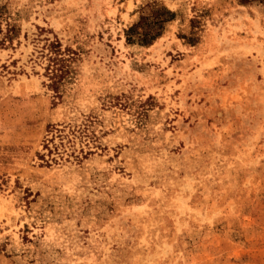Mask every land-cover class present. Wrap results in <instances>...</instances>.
<instances>
[{
  "label": "rangeland",
  "instance_id": "rangeland-1",
  "mask_svg": "<svg viewBox=\"0 0 264 264\" xmlns=\"http://www.w3.org/2000/svg\"><path fill=\"white\" fill-rule=\"evenodd\" d=\"M0 264H264V0H0Z\"/></svg>",
  "mask_w": 264,
  "mask_h": 264
},
{
  "label": "trees",
  "instance_id": "trees-1",
  "mask_svg": "<svg viewBox=\"0 0 264 264\" xmlns=\"http://www.w3.org/2000/svg\"><path fill=\"white\" fill-rule=\"evenodd\" d=\"M161 13L157 11V15L155 16H147L141 18V21L138 25H135L129 29V32H136V41L139 44L147 45L150 44L153 40H155L158 36H160L162 32L163 20H161L158 16ZM47 50L49 53V61L55 66L54 71H51L50 80L52 82L51 86H57V80L60 75L57 72H61L63 68V64L65 62V58L62 57V54L59 51V45L55 42H51L47 46Z\"/></svg>",
  "mask_w": 264,
  "mask_h": 264
}]
</instances>
